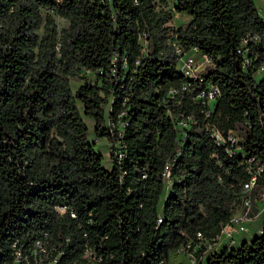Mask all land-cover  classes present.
<instances>
[{
	"label": "trees",
	"instance_id": "1",
	"mask_svg": "<svg viewBox=\"0 0 264 264\" xmlns=\"http://www.w3.org/2000/svg\"><path fill=\"white\" fill-rule=\"evenodd\" d=\"M169 1L172 12L190 17L175 29L167 25ZM52 14L66 26L58 30ZM170 31L184 51L196 48L212 62L199 73L201 85L220 90L206 119L194 92L179 94L178 105L164 102L185 81ZM247 35L258 38L250 43L256 58L243 70L236 50ZM260 67L264 20L253 0H0V264L12 241L43 231L70 239L68 259L81 260L88 244L106 264H176L197 234L217 235L239 205L251 157L263 166L253 194L264 190ZM71 80L81 83L73 92ZM110 100L108 120L125 112L126 153L118 163L110 149L106 170L77 103L95 137L111 142ZM168 111L195 120L181 145ZM204 123L234 130L239 152L215 146ZM166 162L172 183L158 210ZM58 206L67 210L59 215ZM227 261L264 264V221L261 235L205 264Z\"/></svg>",
	"mask_w": 264,
	"mask_h": 264
},
{
	"label": "built area",
	"instance_id": "2",
	"mask_svg": "<svg viewBox=\"0 0 264 264\" xmlns=\"http://www.w3.org/2000/svg\"><path fill=\"white\" fill-rule=\"evenodd\" d=\"M167 44L173 49L177 57L176 71L185 81L178 88H171L166 100L171 101L173 105H178L176 97L182 93L194 92L192 98L199 106V111L204 119L208 118L214 110L217 99L220 97V90L214 83L202 82L199 73L205 66L211 65V60L204 54H201L196 48L184 51L179 45L175 34L170 31L166 36ZM257 36L247 35L244 37L236 52L240 57V66L246 70L256 58L255 51L250 43H255ZM198 55L195 56V55ZM257 78L264 76V68L260 67L256 71ZM111 102V100H110ZM172 128L177 131V143L181 145L186 141L187 131L195 124L193 117L184 113L167 112ZM125 112L120 113L114 120H108L107 131L110 134L111 142H108V149H112L113 155L118 163H122L126 153V144L123 141V134L127 122L124 119ZM204 130L212 143L217 147H223L228 156L235 155L239 152L235 146L240 140L234 130L226 133L220 132L215 125L210 123L203 124ZM179 152H177V155ZM247 181L243 182L240 187V202L227 223L220 226V231L212 238L204 239L197 234V242L193 245L186 244L177 251V262L185 256L188 264H205L207 258L222 250H230L262 234L264 221V190L258 197L253 194V188L263 172V166L260 160L254 157L245 161ZM171 163L166 162L161 172L163 183H172L170 176ZM123 174V173H122ZM165 186V185H164ZM67 210L66 206L55 208L57 214L61 215ZM72 218L75 215L70 212ZM160 222V218L157 219ZM68 237H62L61 234L54 236L48 231L41 232L38 236L28 238L21 237L15 239L10 244L9 258L1 264H106L100 256H97L88 244L84 245L81 260L68 259L66 256L65 246L69 242ZM156 264H162L158 262ZM224 264H233L230 261Z\"/></svg>",
	"mask_w": 264,
	"mask_h": 264
},
{
	"label": "rangeland",
	"instance_id": "3",
	"mask_svg": "<svg viewBox=\"0 0 264 264\" xmlns=\"http://www.w3.org/2000/svg\"><path fill=\"white\" fill-rule=\"evenodd\" d=\"M255 5L258 7V13L259 15L261 16V18L264 20V8H261V5H260V2L258 0H253ZM168 9L172 12L173 11V5H172V2L169 1L168 2ZM43 14V13H42ZM52 17H53V20H54V23L56 24V27L57 29H61L63 27L66 26V22L56 16L55 14H52ZM188 16L185 15V14H178V13H174L172 12V17L171 19L169 20L168 22V26L170 29H175L177 28L180 24L182 23H186L188 22ZM38 34L41 35V30L38 31ZM195 56L198 57V55L196 54ZM83 76L91 83L94 82V75L92 73H86V74H83ZM258 77V76H256ZM81 83L80 82H76L74 80H71L70 81V87H71V91L73 92ZM99 84V83H98ZM77 107L79 109V113L81 115V118L83 119L86 127H87V136H88V140L90 142H93L94 143V149L97 153H99L101 156H102V167L103 168H109L110 167V164H111V161L109 160L108 158V142L106 139H102V138H96L95 137V134H94V126H93V121L84 116L82 114V108H81V105L79 103H77ZM109 108H110V101L109 103H107L105 109H104V118H105V128H107L108 126V111H109ZM165 187L163 188V193L162 195L160 196V201H159V204H158V210L161 209L162 205H163V202H164V199H165V195H166V191H169V187H170V183L168 182H165ZM179 264H188V260L185 256L181 257L179 259Z\"/></svg>",
	"mask_w": 264,
	"mask_h": 264
},
{
	"label": "crops",
	"instance_id": "4",
	"mask_svg": "<svg viewBox=\"0 0 264 264\" xmlns=\"http://www.w3.org/2000/svg\"><path fill=\"white\" fill-rule=\"evenodd\" d=\"M260 2L261 8H264V1L263 0H258ZM257 7V6H256ZM258 8V7H257ZM188 16V15H187ZM188 20L190 19V17L188 16L187 18ZM105 139V138H102ZM108 158H109V152H108ZM110 160V159H109ZM112 164H110L109 168H106V170H110L111 169ZM169 191H166V195L165 197L168 195Z\"/></svg>",
	"mask_w": 264,
	"mask_h": 264
}]
</instances>
